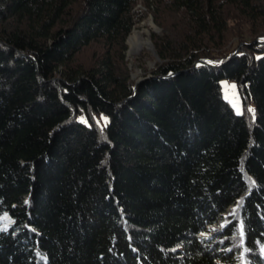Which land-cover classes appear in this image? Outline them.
<instances>
[{"label":"trees","instance_id":"16d2710c","mask_svg":"<svg viewBox=\"0 0 264 264\" xmlns=\"http://www.w3.org/2000/svg\"><path fill=\"white\" fill-rule=\"evenodd\" d=\"M262 36L264 0H0V264H264Z\"/></svg>","mask_w":264,"mask_h":264},{"label":"rangeland","instance_id":"374dc122","mask_svg":"<svg viewBox=\"0 0 264 264\" xmlns=\"http://www.w3.org/2000/svg\"><path fill=\"white\" fill-rule=\"evenodd\" d=\"M138 9H140V11L136 15V24H135L133 32L130 35V38L134 36L137 31L139 33L138 34L140 36L139 39L142 41V44L140 46L138 45L136 50H133V51L131 50L130 43L129 45L127 44L128 50L130 49L132 53L131 55L127 56V58L130 62V68L132 70V75H137L138 76L137 79L140 77L146 78L148 76H152V71L158 64L153 54L149 51V49L151 48V45L148 43L147 39H149L150 43L152 44V41L154 43L156 37L163 38V39L167 37V34L165 33V31L161 28L163 32L153 33V37L151 38L149 28H147V23L149 24V26L156 29L157 28L156 26L158 25L155 21V18L153 17L151 12L146 10L141 5L138 7ZM142 12L146 14L144 15ZM151 16L153 17L154 21L150 19ZM239 45L240 43L238 40L234 41L228 47V52H234L235 50L238 49ZM136 51H139L138 55L133 54ZM238 51L239 50H237L236 53ZM137 79L131 80L132 86H135ZM221 84H222V89H223V94H224L225 99L229 101V103L231 104L235 112L241 115L243 113V110H242V103H241V98H240L239 89H238L237 84L234 81H229V80H223ZM233 85H235L234 88L232 87ZM232 210L233 209L231 208L230 211ZM223 224H224V221L220 220L217 224L211 226L210 230L212 231V235H215L216 233L222 231ZM10 226H11L10 223H6V224L3 223L1 224L0 229H4L1 231H5V230H8ZM202 236L206 238L208 237V235L206 234H202L201 237ZM262 254L264 255V249L262 250Z\"/></svg>","mask_w":264,"mask_h":264},{"label":"water","instance_id":"95a60500","mask_svg":"<svg viewBox=\"0 0 264 264\" xmlns=\"http://www.w3.org/2000/svg\"><path fill=\"white\" fill-rule=\"evenodd\" d=\"M150 19L152 20V21H154V19H153V17L151 16L150 17ZM157 27V30H158V32L159 33H161V32H163V30L161 29V28H159L158 26H156ZM129 39H130V36L128 37V39H127V44L129 45ZM253 44H257V45H259V46H263L264 45V36H262V37H260V38H258ZM149 51L153 54V56L155 57V59H156V62L157 63H160L161 62V58H160V56H159V54H158V52H157V49H156V47H155V44L152 42V44H151V48L149 49ZM132 53H131V51H130V49L127 51V56H129V55H131ZM133 54H136V55H138L139 54V51H136L135 53H133ZM152 66H154V65H152ZM200 67H219V65H216V64H214L212 61H210V60H207V59H202V60H200V61H197V62H195V64H194V66H193V68H192V70H196V69H198V68H200ZM175 75H177V74H170L168 77H173V76H175ZM137 75H132V80H135V79H137ZM152 76H148V77H146V78H143V77H140V78H138L137 79V81H136V84H135V86H132V89L134 90V92H136L137 91V86L139 85V84H141L143 81H145V80H147V79H149V78H151ZM209 228H211V227H209ZM200 238H206V237H201V235H200Z\"/></svg>","mask_w":264,"mask_h":264},{"label":"bare ground","instance_id":"6f19581e","mask_svg":"<svg viewBox=\"0 0 264 264\" xmlns=\"http://www.w3.org/2000/svg\"><path fill=\"white\" fill-rule=\"evenodd\" d=\"M139 33L136 31L135 35L132 36L129 40V43L131 45V50H136L138 45L140 46L142 44V41L139 39L140 36L138 35ZM148 43L151 45L150 40L147 39Z\"/></svg>","mask_w":264,"mask_h":264},{"label":"snow or ice","instance_id":"6c2138e0","mask_svg":"<svg viewBox=\"0 0 264 264\" xmlns=\"http://www.w3.org/2000/svg\"><path fill=\"white\" fill-rule=\"evenodd\" d=\"M232 87L234 88L235 85H233ZM248 111H250V112H254V109H248ZM85 122H86V121H85ZM253 183H255V182L253 181ZM0 230H4V229H0ZM241 235H243V231H241Z\"/></svg>","mask_w":264,"mask_h":264}]
</instances>
